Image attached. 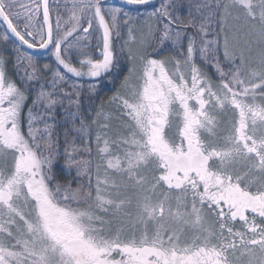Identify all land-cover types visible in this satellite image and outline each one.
<instances>
[{
	"label": "snow or ice",
	"instance_id": "6c2138e0",
	"mask_svg": "<svg viewBox=\"0 0 264 264\" xmlns=\"http://www.w3.org/2000/svg\"><path fill=\"white\" fill-rule=\"evenodd\" d=\"M0 264H264V0H0Z\"/></svg>",
	"mask_w": 264,
	"mask_h": 264
},
{
	"label": "trees",
	"instance_id": "16d2710c",
	"mask_svg": "<svg viewBox=\"0 0 264 264\" xmlns=\"http://www.w3.org/2000/svg\"><path fill=\"white\" fill-rule=\"evenodd\" d=\"M44 60H46V62H47L48 57L45 56V57H44ZM43 62H44V61H43ZM111 87H112V85H111V84H108V83L106 82L105 87H104V89H103L101 95H104L105 93H107V94L110 95L109 89H110Z\"/></svg>",
	"mask_w": 264,
	"mask_h": 264
},
{
	"label": "rangeland",
	"instance_id": "374dc122",
	"mask_svg": "<svg viewBox=\"0 0 264 264\" xmlns=\"http://www.w3.org/2000/svg\"><path fill=\"white\" fill-rule=\"evenodd\" d=\"M155 2L158 4L159 3V0H156ZM44 62H46V60H44Z\"/></svg>",
	"mask_w": 264,
	"mask_h": 264
},
{
	"label": "water",
	"instance_id": "95a60500",
	"mask_svg": "<svg viewBox=\"0 0 264 264\" xmlns=\"http://www.w3.org/2000/svg\"><path fill=\"white\" fill-rule=\"evenodd\" d=\"M156 0H154V2H155Z\"/></svg>",
	"mask_w": 264,
	"mask_h": 264
}]
</instances>
